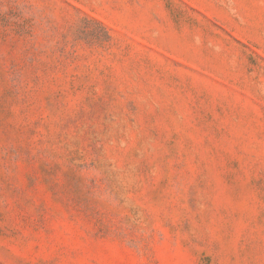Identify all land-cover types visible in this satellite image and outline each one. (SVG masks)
Wrapping results in <instances>:
<instances>
[{"label": "rangeland", "instance_id": "rangeland-1", "mask_svg": "<svg viewBox=\"0 0 264 264\" xmlns=\"http://www.w3.org/2000/svg\"><path fill=\"white\" fill-rule=\"evenodd\" d=\"M0 264H264V0H0Z\"/></svg>", "mask_w": 264, "mask_h": 264}]
</instances>
